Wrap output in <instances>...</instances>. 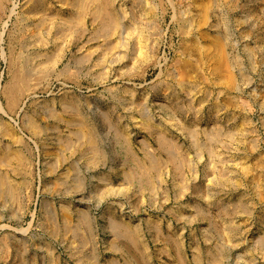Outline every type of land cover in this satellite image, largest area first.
Instances as JSON below:
<instances>
[{
	"label": "rangeland",
	"instance_id": "374dc122",
	"mask_svg": "<svg viewBox=\"0 0 264 264\" xmlns=\"http://www.w3.org/2000/svg\"><path fill=\"white\" fill-rule=\"evenodd\" d=\"M33 1L0 7V264H264V0H86L47 50Z\"/></svg>",
	"mask_w": 264,
	"mask_h": 264
},
{
	"label": "bare ground",
	"instance_id": "6f19581e",
	"mask_svg": "<svg viewBox=\"0 0 264 264\" xmlns=\"http://www.w3.org/2000/svg\"><path fill=\"white\" fill-rule=\"evenodd\" d=\"M55 2V0H36L33 1L32 4L34 3L33 7H31L30 10H27L23 13H21V18H22V22L26 25H24L21 34V41L25 43V41H29V47L33 46L36 48H41V49H49L52 46H54L58 40H59V32H61L63 34V36L65 37L66 33H67V29H69V25L71 24L70 21L72 20L70 18L69 13H71V9L70 6L75 7L78 10L77 15L79 14L78 19L81 21L84 20L85 17V10H86V0H60L61 2V7L59 10L54 9L53 3ZM28 4V3H27ZM30 4V3H29ZM60 4V3H59ZM3 4V0H0V7H2ZM12 8L10 10L11 15L15 12L16 8H17V3L15 1L12 2ZM98 5V4H97ZM99 6V5H98ZM103 6V5H102ZM209 6V5H208ZM210 7V6H209ZM29 8V7H27ZM97 8V7H96ZM99 9V8H98ZM76 10V11H77ZM88 10V9H87ZM101 10V8H100ZM22 11V10H21ZM10 15V16H11ZM13 16V15H12ZM37 18V19H36ZM117 20V19H116ZM20 21V20H19ZM108 23V22H107ZM120 23V22H119ZM82 25V24H81ZM21 26V25H20ZM73 26V25H71ZM78 26V24H77ZM109 27V26H108ZM112 27V26H111ZM71 28V27H70ZM71 33V32H70ZM110 33V32H109ZM65 34V35H64ZM67 36V35H66ZM70 36V35H69ZM67 36V37H69ZM72 36V35H71ZM60 39H63L62 37H60ZM12 41V40H11ZM17 41V40H16ZM66 41V39H65ZM64 41V42H65ZM60 42V41H59ZM64 42H60V43H64ZM223 40L222 39H217L216 43H217V47L219 48V52L222 53L221 51L223 50ZM68 44V42H66ZM65 43V44H66ZM58 44V43H57ZM56 44V45H57ZM22 45V44H21ZM24 45V44H23ZM67 46V45H66ZM21 47V46H20ZM58 47V46H56ZM64 48V45L62 46ZM59 48V47H58ZM57 48V49H58ZM61 49V48H60ZM59 49V50H60ZM214 49V48H213ZM27 50V49H25ZM55 50V49H54ZM28 51V50H27ZM62 53V52H61ZM24 54V53H23ZM223 54V53H222ZM13 55V54H12ZM213 55V54H212ZM37 56V55H36ZM41 56V55H40ZM46 57V56H45ZM48 58V57H47ZM60 59V57H59ZM221 59V57H220ZM48 60V59H47ZM50 60V59H49ZM48 60V61H49ZM55 61V60H54ZM52 62V61H49ZM225 61H223L221 64L219 62L218 64V69L221 70L225 67ZM45 65V64H44ZM56 66V65H55ZM201 66V65H200ZM198 66V67H200ZM39 68V67H38ZM41 68V67H40ZM20 70V68L18 69ZM225 70V69H224ZM17 72V71H16ZM217 72V71H216ZM229 72V71H228ZM231 74V73H229ZM218 75V74H217ZM19 76V75H18ZM233 76V75H232ZM21 78V77H20ZM229 78V77H228ZM15 79V78H14ZM18 79V78H17ZM26 79V78H25ZM224 79V76L223 78ZM232 79V78H231ZM20 80V79H18ZM16 80V81H18ZM30 80V79H29ZM230 80V78H229ZM235 80V79H234ZM14 82L13 84L17 83ZM22 80V84H23ZM27 81V80H25ZM13 82V81H12ZM21 82V81H20ZM19 85V83H17ZM16 84V85H17ZM230 84H233V79L231 80ZM235 84V83H234ZM16 85H12L13 87H11V89L8 91V93L10 92V96H12L13 101H15V99L18 100L17 95L15 94L16 92H20L21 87L19 89V91H16L14 93V91L16 90V88H18V85L16 87ZM21 85V84H20ZM19 85V86H20ZM26 85V83H25ZM28 85V83H27ZM26 89V88H25ZM23 91V90H22ZM23 93V92H22ZM12 101V100H11ZM10 101V102H11ZM89 132V129H88ZM87 132V133H88ZM90 133V132H89ZM94 133V132H93ZM90 135V134H89ZM92 135V132H91ZM95 136V135H94ZM91 138V137H90ZM94 149V148H93ZM93 151V150H91ZM100 151V150H98Z\"/></svg>",
	"mask_w": 264,
	"mask_h": 264
}]
</instances>
